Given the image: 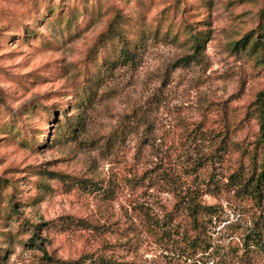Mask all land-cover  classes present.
<instances>
[{
	"label": "rangeland",
	"instance_id": "obj_1",
	"mask_svg": "<svg viewBox=\"0 0 264 264\" xmlns=\"http://www.w3.org/2000/svg\"><path fill=\"white\" fill-rule=\"evenodd\" d=\"M262 92L264 0H0V264H264Z\"/></svg>",
	"mask_w": 264,
	"mask_h": 264
},
{
	"label": "trees",
	"instance_id": "obj_2",
	"mask_svg": "<svg viewBox=\"0 0 264 264\" xmlns=\"http://www.w3.org/2000/svg\"><path fill=\"white\" fill-rule=\"evenodd\" d=\"M246 39L247 37L242 41L245 42ZM256 105L259 120L256 148L260 150V159L258 166L254 168L250 177L246 179V183L242 185L243 191L255 200L259 214L249 222V228L241 243L243 256L239 258L240 261L244 259V251L249 250L251 247H264V211L261 209L264 196V92L259 94ZM184 211L187 219L186 225L189 226L188 229L191 232V236L188 235L186 238L190 251L209 250L211 245L209 242H205L203 231L206 228L205 223L210 226L213 219H215L216 210L213 207L202 206L196 202L195 198H192V204L184 207ZM178 226H181V224H178ZM183 227L186 228V226ZM223 254L227 255L226 259L228 261L234 262L235 259L232 260L231 258H235L237 252H231L230 254V252L223 251ZM219 256L222 257V255Z\"/></svg>",
	"mask_w": 264,
	"mask_h": 264
}]
</instances>
